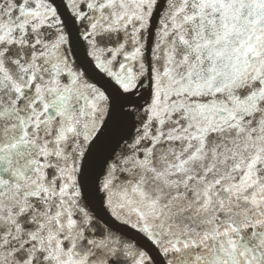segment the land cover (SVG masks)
<instances>
[{
  "label": "snow or ice",
  "instance_id": "1",
  "mask_svg": "<svg viewBox=\"0 0 264 264\" xmlns=\"http://www.w3.org/2000/svg\"><path fill=\"white\" fill-rule=\"evenodd\" d=\"M0 264H264V0H0Z\"/></svg>",
  "mask_w": 264,
  "mask_h": 264
}]
</instances>
